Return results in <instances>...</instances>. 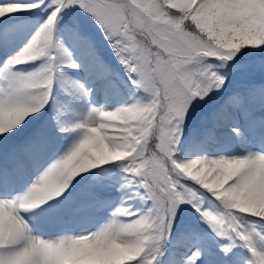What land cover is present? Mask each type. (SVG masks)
<instances>
[{"label":"snow or ice","instance_id":"1","mask_svg":"<svg viewBox=\"0 0 264 264\" xmlns=\"http://www.w3.org/2000/svg\"><path fill=\"white\" fill-rule=\"evenodd\" d=\"M72 13L95 21L134 87V101L90 108L84 121L62 128L78 130L79 139L11 194L25 165L49 150L40 121L57 73L80 68L58 32L63 27L66 41L90 47ZM26 22L30 38L0 74V264H162L186 204L210 234L189 231L177 239L184 249L178 264H237L238 247L247 250V264H264V150H255L239 126L264 112V63H254L264 61V0H0V44L19 38ZM36 62L33 71L13 70ZM90 92L73 81L70 94ZM207 105L191 129L193 141L235 134L242 154L178 159L186 127ZM116 167L125 174L124 195L106 223L78 235L33 234L30 211L109 207L96 190L104 187L101 174ZM89 177L97 183L74 200ZM203 195L223 211L204 207ZM137 198L143 209L130 211L126 202Z\"/></svg>","mask_w":264,"mask_h":264},{"label":"rangeland","instance_id":"2","mask_svg":"<svg viewBox=\"0 0 264 264\" xmlns=\"http://www.w3.org/2000/svg\"><path fill=\"white\" fill-rule=\"evenodd\" d=\"M71 15L77 20L81 31L90 43V47L87 44L66 41L63 27L58 32V37L61 42L71 47L73 58L80 64V68L78 70L65 69L63 74L57 73L50 102L40 121V124L47 130L49 135V150L39 163H27L17 178L9 185L8 189L12 192L14 191V194L18 191H23L27 185L31 183L39 170H42L41 166H46L47 163H50L79 139L80 132L78 130L66 132L61 131L62 128L84 121L88 117L90 108L111 110L122 105L131 104L134 101L132 94L134 92V87L128 81L127 74L113 53L112 48L104 39L103 33L96 26L95 21L84 13H72ZM31 32L32 26L30 23L26 22L25 26L21 29L19 38H14L11 42L0 44V74L3 73L9 58L15 55V53L23 47L27 39L30 38ZM254 63L260 65L264 63V61L257 59ZM38 64L39 62L19 65L13 70L27 73L38 67ZM97 65L99 66L97 70L101 71L100 75L95 79H91L90 68ZM117 74L120 76L118 77ZM257 75H259V73H257ZM73 81H78L86 88L91 89L87 98L70 94L73 90ZM106 81H110L111 83L114 82L112 84L113 86L103 89V84ZM123 81L125 83L122 84ZM114 84L118 86L115 87L116 85ZM136 95L139 96L142 94L137 93ZM210 108L211 105H207L197 112L191 124L186 127L188 133H190L194 125L198 124L209 112ZM260 113L261 112H257L256 114ZM261 114H264V112ZM109 134L111 135V132H109ZM25 135L26 133L21 135V141ZM69 142H71V144L66 146ZM206 147V144H203V148L197 147L198 149L192 156L178 153L177 157L178 159L186 160L196 156H209L207 151L216 150L215 148ZM253 148L258 150L255 146H253ZM110 163L118 164L119 162ZM84 175L87 176V174ZM124 175L125 174L119 167L111 168L109 172L101 174L102 178L99 182H101L104 187L97 188V195L112 201L111 205L105 208L106 211L102 212L107 221L111 218V213L114 211L115 207L121 203V199L124 195V190L120 188V185L124 183ZM81 183L75 188L73 193L74 200L83 197L97 181L89 177ZM200 198L204 207H209L214 212L223 211L218 202L209 195H203ZM128 205H130L129 210L133 212L142 210L144 207L143 203L138 198L128 200L125 206ZM182 207L183 211L179 213L180 218L176 222L177 224L181 220L183 222V224L178 225L175 230L177 239L189 231H195L201 235L205 233L210 234L207 225L200 221L197 213L190 205L186 204ZM75 214L76 213L71 210L57 212L54 209H50L43 213L36 212L35 215L30 211L25 214V219L31 225L34 235L42 238H54L63 235H75L71 233L68 234L67 232ZM257 220L258 218H252L250 223L256 224L257 230H259L261 225ZM177 224L175 225L177 226ZM177 239L170 238L167 242L162 264H173L174 261L178 264L184 249L177 244ZM233 255L237 258V264H247L249 254L246 249L238 247L233 250ZM207 264H213V260L210 259Z\"/></svg>","mask_w":264,"mask_h":264},{"label":"bare ground","instance_id":"3","mask_svg":"<svg viewBox=\"0 0 264 264\" xmlns=\"http://www.w3.org/2000/svg\"><path fill=\"white\" fill-rule=\"evenodd\" d=\"M98 67L99 66L97 65L93 68H90L91 79H95L96 77H99L101 71L97 70ZM102 71H105V70H102ZM117 76L119 77L120 75L117 74ZM113 83L114 82L111 83L110 81H106L103 84V89L113 86L112 85ZM123 83L125 82L123 81L122 84ZM114 85H116L115 87L118 86L117 84H114ZM261 121H264V118L254 116L253 122L243 121V123L240 122V125H239L244 135L247 137V141L252 139L251 146L252 147L255 146V148L258 150H261V149L263 150L262 146H264V130H262L260 127ZM196 125L197 124H195L194 127ZM252 137H254L255 139H253ZM69 144H71V142L66 144V146H68ZM206 145H207L206 148H216L218 151L217 153L212 150L207 151V154L211 157H215L219 155L229 156V155L242 154V141L238 137H236L235 134L226 135L222 137L218 142L207 143ZM197 147L203 148V144L195 143L192 139V135L190 132L188 135V138L185 140V142L183 143V146L181 147L178 153L184 154L187 156H192V154H194L196 150L198 149ZM8 191L11 194H14V191L12 192L9 189ZM103 211H106V209H103L100 211H89V212L78 213L77 220L74 221V224H73V227H74L72 230L73 233H75V235H78L80 233L92 231L95 228H97L100 224L106 223L107 220H106L105 215L102 214ZM257 221L259 222V219Z\"/></svg>","mask_w":264,"mask_h":264},{"label":"trees","instance_id":"4","mask_svg":"<svg viewBox=\"0 0 264 264\" xmlns=\"http://www.w3.org/2000/svg\"><path fill=\"white\" fill-rule=\"evenodd\" d=\"M179 218H180V217H179ZM179 218H178V219H179ZM175 224H177V223H175ZM175 224H174V228L176 227V225H175Z\"/></svg>","mask_w":264,"mask_h":264}]
</instances>
